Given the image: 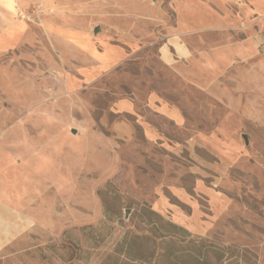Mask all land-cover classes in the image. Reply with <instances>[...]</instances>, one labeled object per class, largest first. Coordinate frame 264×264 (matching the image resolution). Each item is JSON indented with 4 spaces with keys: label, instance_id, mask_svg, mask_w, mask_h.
<instances>
[{
    "label": "rangeland",
    "instance_id": "1",
    "mask_svg": "<svg viewBox=\"0 0 264 264\" xmlns=\"http://www.w3.org/2000/svg\"><path fill=\"white\" fill-rule=\"evenodd\" d=\"M167 222L166 264H264V0H0V264H122Z\"/></svg>",
    "mask_w": 264,
    "mask_h": 264
},
{
    "label": "trees",
    "instance_id": "2",
    "mask_svg": "<svg viewBox=\"0 0 264 264\" xmlns=\"http://www.w3.org/2000/svg\"><path fill=\"white\" fill-rule=\"evenodd\" d=\"M154 217V218H152ZM149 221H152L153 224L156 225V222L153 221V219H156L160 222H162L161 217H159L155 212L149 211V216H148ZM166 225L168 227L171 228V230H167L164 233H166L169 239L166 238H161L160 237V242L158 244H156V242H152V247L150 246L147 248V245L144 243V240H149L146 237H139V236H134L128 243L126 246V260L122 261V264H143V259L140 260H133L130 259V254L134 253V252H139L140 251H145L144 249H148L149 250V257L155 258V262L154 264H166L167 262H170L172 259L175 260L176 258H180V252H185L184 250H182V246H181V241L180 239V233L179 232H183V230L177 226H175L174 224H171L169 222L166 223ZM153 239V238H152ZM194 243V242H191ZM198 247L199 250L201 251L202 249H206L207 246L204 245V242L202 240H200ZM211 251H207L203 256H201V254H199V256H201L202 258H204L205 260L208 259V257H213L214 259H220L223 256V250L220 249H215L213 246H209ZM209 252V253H208ZM151 263V261H150Z\"/></svg>",
    "mask_w": 264,
    "mask_h": 264
},
{
    "label": "water",
    "instance_id": "3",
    "mask_svg": "<svg viewBox=\"0 0 264 264\" xmlns=\"http://www.w3.org/2000/svg\"><path fill=\"white\" fill-rule=\"evenodd\" d=\"M73 133H75V132L73 131Z\"/></svg>",
    "mask_w": 264,
    "mask_h": 264
},
{
    "label": "crops",
    "instance_id": "4",
    "mask_svg": "<svg viewBox=\"0 0 264 264\" xmlns=\"http://www.w3.org/2000/svg\"><path fill=\"white\" fill-rule=\"evenodd\" d=\"M11 1H13V0H11Z\"/></svg>",
    "mask_w": 264,
    "mask_h": 264
}]
</instances>
